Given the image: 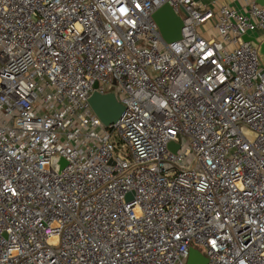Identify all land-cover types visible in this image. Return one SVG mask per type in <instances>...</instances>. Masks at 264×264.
<instances>
[{"label":"built area","instance_id":"1","mask_svg":"<svg viewBox=\"0 0 264 264\" xmlns=\"http://www.w3.org/2000/svg\"><path fill=\"white\" fill-rule=\"evenodd\" d=\"M222 1L0 0V264H264V6Z\"/></svg>","mask_w":264,"mask_h":264},{"label":"water","instance_id":"2","mask_svg":"<svg viewBox=\"0 0 264 264\" xmlns=\"http://www.w3.org/2000/svg\"><path fill=\"white\" fill-rule=\"evenodd\" d=\"M257 3L264 6V0H257ZM153 19L157 23L160 34L167 44H173L180 40L183 21L171 6L164 5L159 8L153 15ZM243 40L244 42H253L257 44L254 38H251L249 35L244 36ZM262 51H264V45L261 48V52ZM89 103L95 114L107 127L116 123L124 111L122 104L118 102L113 93L102 95L96 92L90 97ZM170 148L173 151L176 150L173 145H171ZM56 163L61 165V169L67 165V162L64 159H58L55 161V164ZM206 263L207 258L199 250L194 248L190 250L187 264Z\"/></svg>","mask_w":264,"mask_h":264},{"label":"crops","instance_id":"3","mask_svg":"<svg viewBox=\"0 0 264 264\" xmlns=\"http://www.w3.org/2000/svg\"><path fill=\"white\" fill-rule=\"evenodd\" d=\"M196 1L200 2L201 4H203L209 8H213V9H217V7L220 6V4H216V5L214 4L213 5L212 0H196ZM221 4L227 5V6L239 9V10H244L243 2L241 0H223ZM204 28H206V27H202L201 31L205 32L207 37H215L216 36V33H214L213 30H207L210 28H206V29H204ZM249 36L251 38H254V40L257 42V44H255V43L254 44L259 49L260 56H261V62H262V65L264 66V51L261 52V48L264 45V30H256L254 32H251L249 34Z\"/></svg>","mask_w":264,"mask_h":264},{"label":"rangeland","instance_id":"4","mask_svg":"<svg viewBox=\"0 0 264 264\" xmlns=\"http://www.w3.org/2000/svg\"><path fill=\"white\" fill-rule=\"evenodd\" d=\"M201 29H202V28H201ZM201 29H200V32H201L202 34H204V36H207L205 32H202V31H201ZM204 29H206V28H204Z\"/></svg>","mask_w":264,"mask_h":264}]
</instances>
